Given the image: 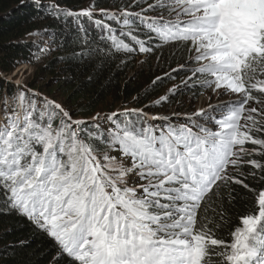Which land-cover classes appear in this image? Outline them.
<instances>
[{"label": "snow or ice", "instance_id": "snow-or-ice-1", "mask_svg": "<svg viewBox=\"0 0 264 264\" xmlns=\"http://www.w3.org/2000/svg\"><path fill=\"white\" fill-rule=\"evenodd\" d=\"M21 7L71 18L78 58L101 67L119 61V71L142 55L139 64L152 71L155 57L162 75L143 99L132 98L143 107L121 103L87 117L68 100L0 76V214L44 234L55 250L50 264H264V0ZM48 41L57 43L56 32L41 30V55L53 50ZM184 96L183 112L151 111L183 107ZM199 97L205 106L191 107ZM238 204L243 213L232 211Z\"/></svg>", "mask_w": 264, "mask_h": 264}, {"label": "trees", "instance_id": "trees-1", "mask_svg": "<svg viewBox=\"0 0 264 264\" xmlns=\"http://www.w3.org/2000/svg\"><path fill=\"white\" fill-rule=\"evenodd\" d=\"M21 2L22 0H0V74L13 72L18 65L17 60L27 57L26 53L31 52V46L18 42L20 39L25 38L30 32L41 35L43 29L55 31L57 43L52 44L53 51L46 56L41 71L47 76L53 91H59L61 97L70 101L73 107L79 106L78 114L81 116L93 115L106 106L110 99L128 95L134 91V87L138 88L135 92L139 93L141 85L144 86L150 78L162 72L156 70V60L152 57L149 61L152 71L149 70V64L143 65L137 84L133 87L125 82V73L133 68L136 59L144 58L142 55L136 56L119 71L116 67L119 61L101 67L98 61L91 62L86 58H78L74 53L81 50L82 43L71 18L67 19L66 24L56 22L42 13H37L35 9L21 7ZM42 2L48 4L52 0ZM61 3L63 7L74 11L86 9L90 3L105 9L114 6V0H61ZM83 27L89 30L91 37L97 36L98 30L87 19H83ZM163 55L167 60L171 55L170 50L165 48ZM174 65L176 63L172 62V66ZM165 70L170 69L163 68V71ZM181 78L182 76L176 79L179 81ZM166 85L170 83L165 82L153 95ZM5 87L7 85H0V95L3 94ZM143 95L144 92L139 97L143 99ZM252 186L259 187L255 182ZM244 207L243 204H238L232 211L243 213ZM225 238H228L227 233ZM21 241L24 243L21 244ZM54 255L55 250L51 247V241L38 232L27 219L15 213L0 214V264H50Z\"/></svg>", "mask_w": 264, "mask_h": 264}, {"label": "rangeland", "instance_id": "rangeland-1", "mask_svg": "<svg viewBox=\"0 0 264 264\" xmlns=\"http://www.w3.org/2000/svg\"><path fill=\"white\" fill-rule=\"evenodd\" d=\"M47 39H48L47 37H44L45 41H47ZM18 42L30 45L31 46V49H30L31 52L26 53L27 57L19 58L17 60L18 65L14 69L13 72H11L9 74H0V76H2L4 78H10L13 85L16 84L17 82H19L21 84H27L29 87L37 89V90H43L46 92V94H48L50 96H54L57 99H63L61 97L59 91H53L54 89L50 85V81L47 79V76L41 71V66L45 63L46 56L50 55V53L53 50L47 52L46 54H42V55L39 53L36 45L39 44L41 47L44 46L41 43V35H39V34L33 35V36L27 35L25 38L20 39ZM48 43L51 44L50 41H48ZM51 47H52V44H51ZM33 53L41 55V58L39 60L34 59ZM165 54H167V53H165ZM19 60H21V61H19ZM139 61H140V59H136V61H135L136 63L133 65V68L130 70H127L125 73V77H124L125 82L129 83L133 87L137 84V81L139 78V73L142 71L141 65L139 64ZM166 67H167V64H164L163 68H166ZM172 67H176V65H174ZM165 71H168V70H165ZM158 75H162V72L159 73ZM133 76L135 78L130 79ZM153 78L154 77L150 78V80L147 82H149V84H150V82ZM147 82L145 83L144 86L140 84L141 87L139 88V93L135 92V91H137L138 88L134 87L133 92L129 93L128 95L117 96V98L114 100L110 99L107 102V105L103 106L102 108L105 111H109L110 109H114L116 106L120 105L121 103L127 104L130 107L131 106L143 107V104L134 105L132 103V98L135 96H141V94L145 91V87L148 85ZM177 82H179V81H177ZM170 86H171V84L164 86L163 88H161L160 91H158L153 96L163 94V92ZM141 89H143V90L140 91ZM177 99L185 101V104L183 107L178 108L177 104L175 102H173L170 105H165V106L159 107V108H153L151 111L154 114H158V115L163 116V115H169L173 110H178V111L183 112L189 108L188 96L178 97ZM225 99H227V97H225ZM213 102H215V101H213ZM147 103H149V100L144 102V104H147ZM201 106H205L204 97H199V98L195 99L194 101H192L191 107L195 108V107H201ZM102 108H100V109H102Z\"/></svg>", "mask_w": 264, "mask_h": 264}]
</instances>
